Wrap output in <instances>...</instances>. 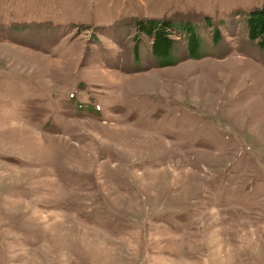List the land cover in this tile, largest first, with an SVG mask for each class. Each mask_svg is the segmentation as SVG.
Segmentation results:
<instances>
[{
    "label": "rangeland",
    "instance_id": "obj_1",
    "mask_svg": "<svg viewBox=\"0 0 264 264\" xmlns=\"http://www.w3.org/2000/svg\"><path fill=\"white\" fill-rule=\"evenodd\" d=\"M262 5L0 0V264H264Z\"/></svg>",
    "mask_w": 264,
    "mask_h": 264
},
{
    "label": "trees",
    "instance_id": "obj_2",
    "mask_svg": "<svg viewBox=\"0 0 264 264\" xmlns=\"http://www.w3.org/2000/svg\"><path fill=\"white\" fill-rule=\"evenodd\" d=\"M172 27L166 21L148 20L137 22L138 32L151 39V53L157 60L161 61L160 67L175 65L173 61L169 60L177 46V40L171 37L175 34ZM183 29L187 32L188 37L186 45L188 56H192L199 48V41L193 27L185 26ZM246 32L248 39L256 42L257 47L264 55V5L247 14ZM215 34L218 37L217 31Z\"/></svg>",
    "mask_w": 264,
    "mask_h": 264
}]
</instances>
